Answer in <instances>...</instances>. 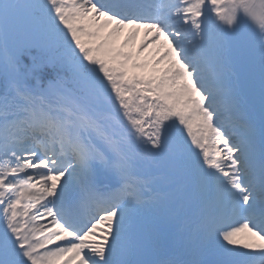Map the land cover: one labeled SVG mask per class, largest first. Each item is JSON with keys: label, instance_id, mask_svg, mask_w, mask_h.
<instances>
[{"label": "snow or ice", "instance_id": "obj_1", "mask_svg": "<svg viewBox=\"0 0 264 264\" xmlns=\"http://www.w3.org/2000/svg\"><path fill=\"white\" fill-rule=\"evenodd\" d=\"M0 264H264V0H0Z\"/></svg>", "mask_w": 264, "mask_h": 264}, {"label": "bare ground", "instance_id": "obj_2", "mask_svg": "<svg viewBox=\"0 0 264 264\" xmlns=\"http://www.w3.org/2000/svg\"><path fill=\"white\" fill-rule=\"evenodd\" d=\"M210 6V5H209ZM129 31L130 30H128V29H126L125 31H124V36H127L128 35V33H129ZM144 29H141L140 30V34H139V36L136 38V40L130 45V47H132V48H134V47H136V46H138L140 43H141V41L144 39ZM120 40H121V42H122V40H123V36L120 38Z\"/></svg>", "mask_w": 264, "mask_h": 264}, {"label": "rangeland", "instance_id": "obj_3", "mask_svg": "<svg viewBox=\"0 0 264 264\" xmlns=\"http://www.w3.org/2000/svg\"><path fill=\"white\" fill-rule=\"evenodd\" d=\"M206 2H207V0H206ZM248 22H249V28H250L251 30H253V31L256 32V26H257V25L254 24V23L251 22V21H248ZM32 54H33V55H36V54H37L36 50H33Z\"/></svg>", "mask_w": 264, "mask_h": 264}]
</instances>
